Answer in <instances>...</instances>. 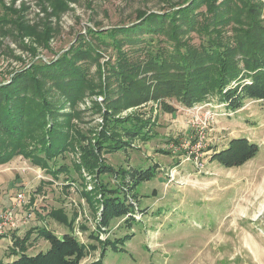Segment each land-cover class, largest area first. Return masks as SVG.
I'll list each match as a JSON object with an SVG mask.
<instances>
[{"label": "rangeland", "instance_id": "1", "mask_svg": "<svg viewBox=\"0 0 264 264\" xmlns=\"http://www.w3.org/2000/svg\"><path fill=\"white\" fill-rule=\"evenodd\" d=\"M210 1L201 2L199 11L204 12L200 18L210 11ZM183 2L68 0L58 11H54L49 0L0 2V18L10 20L22 15L23 23L33 33H20L12 21L0 23V85L11 84L13 77L22 73L18 85L30 98L28 120L34 139L44 135L41 120L45 118L46 125L52 127L55 116L62 129L72 130L75 140L74 147L58 157L68 165L69 172L54 168L59 171L57 176L22 155L0 164V212L15 207L20 226L15 232L12 230L16 234L9 235L12 236L9 246L1 241L7 235L0 237V259H16V256L10 258L15 237L26 234L29 254L49 250L50 242L36 229L45 226L60 235L71 231L68 223L73 219L71 228L87 247L80 264L95 261L99 264H264V101L247 100L235 111L225 108L215 96L193 107L182 104L176 96L127 104L132 97L121 86V73L131 74L127 65L143 62V58H148L145 52L150 48L153 52L158 44L172 49L168 39L175 40L170 35L175 34L173 22L167 18L158 37L128 32L129 37L138 38L139 42L132 46L126 42L117 49L106 38V43H102L90 34V27L133 25L138 12L165 16ZM250 2L261 10L259 17L264 24V0ZM244 4L243 0H231L234 11L244 10ZM204 19L202 22H210ZM48 26L49 38L37 41L36 36L41 33L38 30ZM213 26L212 22L211 30ZM179 33L192 45L200 43L197 32ZM144 36L146 42H151L146 51L142 49L145 40L140 41ZM73 45L89 49L86 55H77L78 60L77 51L71 55L89 77V86L83 88L75 101L55 79L43 77L46 71L64 72L66 66L62 62L56 65V61ZM123 50H128L129 55L122 56ZM34 63L47 65L44 73L24 72ZM133 74L139 80L145 76L140 68ZM141 83L147 90L148 78ZM44 105L57 109L56 114L45 115ZM107 112L119 119L134 115L149 120L147 128L151 131L149 136L135 139L130 147L107 153L108 163L116 168L139 165L144 169L158 164L159 171L135 189L140 198L132 227L119 217L108 229L101 230L96 223L100 203L95 171L81 167L82 175H79L73 163L81 161L80 144L84 135L85 138L94 135L104 124ZM237 137L256 142L260 150L242 165L226 166L218 159L217 152L225 150ZM102 177V181L109 179L112 185L117 184L114 178ZM19 193L24 194L25 203L15 206ZM61 211L65 212L66 221L58 214ZM29 213L33 214L32 218L23 219ZM126 235L130 236L127 240L116 241ZM107 239L114 243H106Z\"/></svg>", "mask_w": 264, "mask_h": 264}, {"label": "trees", "instance_id": "2", "mask_svg": "<svg viewBox=\"0 0 264 264\" xmlns=\"http://www.w3.org/2000/svg\"><path fill=\"white\" fill-rule=\"evenodd\" d=\"M2 1L0 0V2ZM49 1L52 3L54 11H58L57 9L66 6L65 2L68 0ZM204 1L185 0L179 4L177 10L165 16L138 12V20L133 25L109 29L90 27V34L93 37L102 43H106L104 41L106 38L117 49L118 46L120 47L126 42H131V46L137 45L139 42L138 38L129 37L128 32L132 35L142 32L158 37L164 31L167 18L174 24L175 34L171 33L170 35L175 40L168 39L173 46L172 49H167L161 43L162 45L158 44L152 52L151 48L147 50V47L151 46V42H146V36L141 38L140 41L144 42L145 40L146 45L142 49L143 51L147 50L145 53L148 58H143V62L139 61L132 66L127 65V71L132 73H121L120 76L124 77L119 78L123 89L129 92L132 97L127 104L137 105L149 98L176 96L182 104L193 107L195 104L207 102L211 96H215L228 109L235 111L240 109L247 100L264 101V24L259 17L261 10L250 0H243L245 4L242 5L244 8L242 11H234L231 8V0L220 2L211 0L207 16L200 18L199 16L204 11L199 10L202 6L201 2ZM3 8L17 14L9 7L3 6ZM204 17V21L209 20L210 22H202ZM22 18V15L19 18H10V20L7 17L0 18V23L8 24L12 21L20 33L33 34L31 27L25 26ZM212 22L214 26L211 30ZM153 23L156 25L154 26ZM183 25L184 29H182ZM136 27L141 30L139 31ZM181 30L197 32L201 37L200 43L192 45L189 40L179 36ZM38 31L41 33L36 36L37 41H44L49 38L51 28L48 26L44 30ZM3 32L5 33L6 30ZM84 49L73 45L62 54V57L56 61L57 63L55 62L56 65L62 62L66 66L61 74L49 73V71L44 73L43 70L47 65L38 63H34L24 72L26 74L32 70L37 74L43 72L44 78L55 79L57 85L68 90L65 92H68V96L75 101L89 86V77L85 69L82 70L79 64L73 61L71 55L77 51L75 57L78 60L77 55L81 53L86 55L88 48ZM127 55H129V51L123 50L122 56ZM85 58L88 62V57ZM111 68L114 70V66ZM138 68L145 74L143 78L140 77V80L138 77V79L133 77V72ZM21 74L13 77L11 84L0 85V164L8 163L22 155L29 157L32 162L47 169L55 176L59 171L69 172L68 165L58 157L63 156L65 152L74 147L75 140L72 130L62 129L55 116L53 118L56 123L55 125L53 123V126H49V128L45 118L40 116L44 118L41 122L47 129L44 128V135L41 138H33L27 109L30 98L18 85ZM147 74L150 75L147 76ZM145 77L148 78L147 90L141 83ZM36 90L40 92L41 88ZM42 110L45 111V115L47 112V115L57 112V109H53L50 105H44ZM34 116L37 117V115ZM148 123L149 120L139 119L134 115L119 119L112 112H107L104 115V124L97 129L96 133L94 135L91 133L86 138V135L83 137L84 142L80 144L81 161H76L73 165L79 175H82L81 167L95 171L96 186H99L97 200L100 203L96 223L101 230L108 229L111 222L119 217L125 218L127 224L132 227V223L136 221V206L140 198L135 189L159 171L158 164L146 169L139 165L116 168L108 163L105 156L107 153L132 146V142L137 138L149 136L151 131L147 128ZM259 150L260 146L256 142L247 137H237L231 140L225 150L217 152V157L226 166H238L254 157ZM102 176L116 179L117 184L112 185L109 179L102 181ZM87 198L91 200L92 196L88 194ZM58 214L63 221H66L65 212L61 211ZM72 221L73 219L68 223L71 231L61 235L45 226L36 229L40 236H44L50 242V248L47 251L29 254L30 245L27 241V234L25 237H15V245H12L10 258L12 259L13 256L17 258L9 261L0 259V264H80L87 254V247L71 228ZM129 237L126 235L116 241H125ZM106 243L113 244L114 242L107 239ZM99 263L95 261L91 264Z\"/></svg>", "mask_w": 264, "mask_h": 264}, {"label": "built area", "instance_id": "3", "mask_svg": "<svg viewBox=\"0 0 264 264\" xmlns=\"http://www.w3.org/2000/svg\"><path fill=\"white\" fill-rule=\"evenodd\" d=\"M222 105L225 108H227L224 103ZM23 195L24 194H20V193L17 195L16 197L17 204L15 206H20L21 204L23 205L25 203V197ZM14 210H15V207L11 208L8 211L0 212V237L3 235H7L12 230H17L20 227L18 217L15 214ZM32 216L33 214L29 213L25 215L23 219L30 220Z\"/></svg>", "mask_w": 264, "mask_h": 264}, {"label": "crops", "instance_id": "4", "mask_svg": "<svg viewBox=\"0 0 264 264\" xmlns=\"http://www.w3.org/2000/svg\"><path fill=\"white\" fill-rule=\"evenodd\" d=\"M16 230H14V232H15ZM13 231H11L10 233H8L7 234V236H5L4 237V239H1V241L2 242H4L5 243V246L7 247V246H9V243L11 242V238H12V236H9L10 234H16V233H14ZM61 235V234H60Z\"/></svg>", "mask_w": 264, "mask_h": 264}]
</instances>
